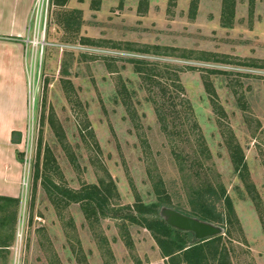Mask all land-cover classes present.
Listing matches in <instances>:
<instances>
[{
    "label": "rangeland",
    "instance_id": "obj_1",
    "mask_svg": "<svg viewBox=\"0 0 264 264\" xmlns=\"http://www.w3.org/2000/svg\"><path fill=\"white\" fill-rule=\"evenodd\" d=\"M190 6L35 0L24 35L27 120L15 136L28 183L15 264H167L143 227L129 225L130 244L120 221H90L79 204L54 205L37 167L73 190L107 189L116 207L154 202L161 178L173 204L189 210L187 185L222 183L237 215L220 228L230 264H264V0H237L232 28L221 23L223 0H199L195 18ZM182 98L209 160L184 122ZM157 102L176 106L166 112L170 135ZM230 140L242 148L246 179L235 173Z\"/></svg>",
    "mask_w": 264,
    "mask_h": 264
},
{
    "label": "trees",
    "instance_id": "obj_2",
    "mask_svg": "<svg viewBox=\"0 0 264 264\" xmlns=\"http://www.w3.org/2000/svg\"><path fill=\"white\" fill-rule=\"evenodd\" d=\"M141 1L147 3L149 0ZM66 2L67 0H58V5H64ZM198 3L199 0H191L190 15L192 18H195L197 15ZM236 4L237 0H223L221 13L223 27L232 28L235 19ZM133 62L139 64L144 63L136 60ZM176 86L177 89L179 87V91H183V87L179 82ZM213 105L217 112L223 115L225 114L222 110L223 108L217 102L214 101ZM181 106L184 108L186 116L184 122L190 123L192 134L195 136L200 153L209 160L211 154L193 113L190 101L182 98ZM169 107L159 102H157L156 106V112L162 129L168 135L171 134L169 131L168 121L170 120H168V117L173 113L166 112L167 109L170 110L172 107L175 110L176 106L172 104ZM16 135L20 138L21 133H13L14 143L19 142L15 138ZM59 139L62 141L60 134ZM229 143L235 173L241 178L246 179L245 177L249 175V172L242 148L237 144L235 145L232 140ZM174 154L180 163L181 171L184 172L186 169L184 157L182 158V155L177 151ZM18 157L23 162V154L19 153ZM199 165L202 166V164ZM40 178H42L43 189L54 205L67 208L72 204H79L84 215L90 221L99 222L100 219L107 218L120 221V228L125 233L130 244H132V240L131 234L129 233V225L140 226L148 230L157 243L162 257L167 264H230L229 251L224 242L223 234L206 240L196 241L193 232L180 230L171 226L163 214L164 209H171L219 228L232 226L237 221L236 210L232 198L228 195L222 183L215 185L211 182H204L202 184L187 185V202L190 207L187 210L173 204L161 178L154 182L157 196L154 202L144 203L139 201L134 206L119 207L113 206L110 203L109 196L107 195L108 190H104L100 186L87 185L79 190H73L56 183L46 172L40 175V168L37 167L35 179L38 181ZM8 202L9 204H13L16 209L19 206L18 199L9 198ZM226 231L228 230L226 229Z\"/></svg>",
    "mask_w": 264,
    "mask_h": 264
},
{
    "label": "crops",
    "instance_id": "obj_3",
    "mask_svg": "<svg viewBox=\"0 0 264 264\" xmlns=\"http://www.w3.org/2000/svg\"><path fill=\"white\" fill-rule=\"evenodd\" d=\"M34 2L0 0V264L16 263L18 208L8 199L21 204L23 196L21 150L13 133L23 132L27 120L24 35Z\"/></svg>",
    "mask_w": 264,
    "mask_h": 264
},
{
    "label": "water",
    "instance_id": "obj_4",
    "mask_svg": "<svg viewBox=\"0 0 264 264\" xmlns=\"http://www.w3.org/2000/svg\"><path fill=\"white\" fill-rule=\"evenodd\" d=\"M163 214L171 226L180 230L193 232L196 241L206 240L220 235L221 229L219 227L200 222L177 211L164 209Z\"/></svg>",
    "mask_w": 264,
    "mask_h": 264
},
{
    "label": "built area",
    "instance_id": "obj_5",
    "mask_svg": "<svg viewBox=\"0 0 264 264\" xmlns=\"http://www.w3.org/2000/svg\"><path fill=\"white\" fill-rule=\"evenodd\" d=\"M26 180H27V179H26L25 176H24V181H23L24 186H27V185H28V183H27Z\"/></svg>",
    "mask_w": 264,
    "mask_h": 264
}]
</instances>
